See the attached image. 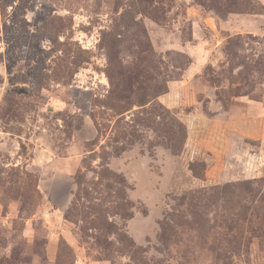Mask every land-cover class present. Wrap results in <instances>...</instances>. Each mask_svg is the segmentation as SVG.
<instances>
[{"label": "rangeland", "instance_id": "rangeland-1", "mask_svg": "<svg viewBox=\"0 0 264 264\" xmlns=\"http://www.w3.org/2000/svg\"><path fill=\"white\" fill-rule=\"evenodd\" d=\"M258 58L264 0H0V264H264Z\"/></svg>", "mask_w": 264, "mask_h": 264}, {"label": "trees", "instance_id": "trees-1", "mask_svg": "<svg viewBox=\"0 0 264 264\" xmlns=\"http://www.w3.org/2000/svg\"><path fill=\"white\" fill-rule=\"evenodd\" d=\"M243 46L241 45L240 43V38H236L234 40H231L229 42V44L227 45V48H226V51H227V54L229 56V60L231 61H237V59L240 57V50H242ZM111 56V55H110ZM264 62V60H262L261 58H258L256 59L255 61V66L260 70L261 69V65L262 63ZM154 97V94L153 93H149L147 97L143 98V99H139L137 102L140 104V105H143L145 103H147L150 99ZM150 98V99H148ZM179 134L181 136H183L185 133H184V130L181 129V132L179 131ZM178 140V139H177ZM180 141V139L178 140V142ZM176 149L180 148V145L178 144H175L174 146ZM164 238L165 240L167 241L168 240V237H167V234L164 232Z\"/></svg>", "mask_w": 264, "mask_h": 264}]
</instances>
